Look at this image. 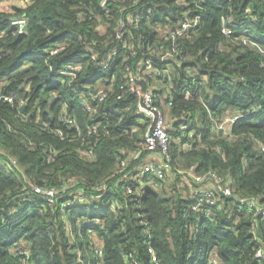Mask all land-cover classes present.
<instances>
[{"label": "trees", "instance_id": "16d2710c", "mask_svg": "<svg viewBox=\"0 0 264 264\" xmlns=\"http://www.w3.org/2000/svg\"><path fill=\"white\" fill-rule=\"evenodd\" d=\"M8 1L0 0V264H264V215L247 203L264 207V0ZM186 11L198 25L174 38ZM12 16L26 17L23 32ZM228 16L237 25L229 35ZM121 21L124 43L105 68ZM146 58L153 66L142 85L172 119L171 166L137 183L142 159L131 153L145 123L127 80ZM236 114L227 132L212 126ZM91 147L92 157L81 154ZM208 172L233 192L217 190L215 205L195 211L197 190L217 187L210 175L196 181ZM36 186L54 188V201Z\"/></svg>", "mask_w": 264, "mask_h": 264}, {"label": "built area", "instance_id": "2783aa9c", "mask_svg": "<svg viewBox=\"0 0 264 264\" xmlns=\"http://www.w3.org/2000/svg\"><path fill=\"white\" fill-rule=\"evenodd\" d=\"M22 3L28 2V0H21ZM102 4L105 6L107 0H103ZM199 18L193 17L191 11H186L185 17L180 20L177 24V28L172 32L173 37L188 36L192 30L198 25ZM12 24L16 28L17 32H23L26 27L27 19L24 16H17L16 19H12ZM124 27L125 22L121 21V25L117 32V44L114 46L113 50L108 54L107 58L101 62V65L105 68L110 66V63L113 59V56L117 53L118 44L124 43ZM235 27L237 25L233 22L232 17L223 18V32L227 35L235 32ZM245 43L250 42L251 44H256V41L253 39L244 38ZM127 46L126 44H124ZM168 56H170L168 54ZM96 58V57H94ZM153 66V60L151 58H146L137 65L136 71H129L127 85L130 92L137 95V111L143 117V122L145 123V130L143 133L141 146L131 153L132 159H138L141 157L142 161L136 167L141 171L143 178L134 176L131 177L135 182L142 183L144 181H150L152 178L157 177L160 179L165 178L167 171L170 169L171 161V134L169 132L170 122L167 120L166 111L159 103V100L156 97L155 91L152 87L144 88L142 82L146 80L147 71L151 70ZM190 93L187 91V94ZM107 92L101 90L97 95L99 100L105 99ZM15 95L7 96L6 99L12 101ZM171 104V103H170ZM91 110L92 108H88ZM224 118L213 119L212 126L216 130L224 129L227 132L225 125H230L232 122H235L240 115H227L223 116ZM70 122V121H69ZM183 129H187V123H183ZM94 131H97V126L93 128ZM264 149V147H263ZM81 154L87 157H92L94 155L93 148L87 150H82ZM128 161H122V166L126 167ZM208 175L210 178L215 180L216 189L209 187L205 190H197L199 200L193 205L195 211H200L207 207H212L217 202L218 191H222L226 195H230L233 192V188L230 183H222L221 176H218L215 172H208L206 174H198L195 176L196 181L202 182ZM127 191H133L131 185H125ZM99 190H105L106 185L101 184ZM218 190V191H217ZM37 193L45 195L50 202L54 201L55 189H44L40 186L35 187ZM199 192V193H198ZM251 210L255 211L258 214L264 215V207L257 204V200L250 198L247 200ZM209 214L210 210L207 211ZM262 255V251L259 250L256 253L257 257ZM156 261V257L154 256Z\"/></svg>", "mask_w": 264, "mask_h": 264}, {"label": "rangeland", "instance_id": "374dc122", "mask_svg": "<svg viewBox=\"0 0 264 264\" xmlns=\"http://www.w3.org/2000/svg\"><path fill=\"white\" fill-rule=\"evenodd\" d=\"M9 3H12V1H8L7 3H5V7H8ZM162 88H163V90H164V94L167 95V94L169 93V89H168V87L165 86V85H162ZM165 95H164V96H165ZM167 110H168V109H167ZM167 110H165V111H166L167 120H168V122H171L172 119L170 120V116H169ZM225 126H226V129H227V127H228L229 125H225ZM151 182H152V180L150 181V183H151ZM94 239L97 240L96 237H94Z\"/></svg>", "mask_w": 264, "mask_h": 264}, {"label": "water", "instance_id": "95a60500", "mask_svg": "<svg viewBox=\"0 0 264 264\" xmlns=\"http://www.w3.org/2000/svg\"><path fill=\"white\" fill-rule=\"evenodd\" d=\"M16 18H17V16H12V17H11V19H16ZM25 106H26V105H23V106L21 107V109L24 110Z\"/></svg>", "mask_w": 264, "mask_h": 264}, {"label": "crops", "instance_id": "0c3cea01", "mask_svg": "<svg viewBox=\"0 0 264 264\" xmlns=\"http://www.w3.org/2000/svg\"><path fill=\"white\" fill-rule=\"evenodd\" d=\"M16 2H19V0H12V4ZM170 126H171V122H170Z\"/></svg>", "mask_w": 264, "mask_h": 264}]
</instances>
